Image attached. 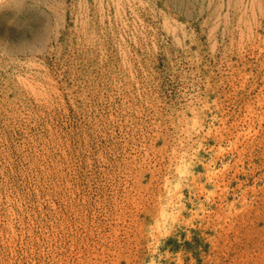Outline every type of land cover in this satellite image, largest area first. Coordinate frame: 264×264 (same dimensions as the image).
<instances>
[{
    "label": "rangeland",
    "instance_id": "1",
    "mask_svg": "<svg viewBox=\"0 0 264 264\" xmlns=\"http://www.w3.org/2000/svg\"><path fill=\"white\" fill-rule=\"evenodd\" d=\"M0 264H264V0H0Z\"/></svg>",
    "mask_w": 264,
    "mask_h": 264
}]
</instances>
